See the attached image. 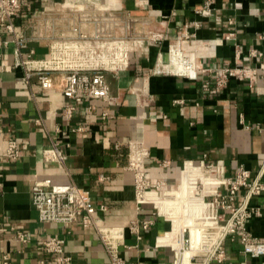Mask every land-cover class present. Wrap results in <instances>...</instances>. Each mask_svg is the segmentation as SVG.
I'll list each match as a JSON object with an SVG mask.
<instances>
[{
    "label": "crops",
    "instance_id": "1",
    "mask_svg": "<svg viewBox=\"0 0 264 264\" xmlns=\"http://www.w3.org/2000/svg\"><path fill=\"white\" fill-rule=\"evenodd\" d=\"M83 1L21 0L15 27L26 38L22 57L47 59L49 40L40 34H59L60 26L50 31L42 15L57 19L61 11ZM90 1L136 20L148 18L152 27L159 23L162 38L131 41L127 66L105 73L111 103L99 98L75 103L66 98L60 73L52 74L53 84L48 89L39 86L35 75L26 82L23 69L14 65V43L2 46L0 264H50L51 255L42 241L51 236L63 238L65 253L71 258L69 264H105L108 260L92 227L37 219L31 203L35 181L73 183L88 190L103 223L124 229L119 251L127 263L174 264L175 249L181 264H192V255H209L214 250L224 225H219L215 237L204 246L207 239L203 230L211 223H201L194 216L202 205L195 190L210 202L216 191L224 189L223 178L233 177L240 165L253 178L264 162V59L248 55L254 48L264 54V3ZM228 32L234 33L229 39L225 37ZM185 34L191 36L185 38ZM2 37L7 39L8 34L3 32ZM177 39L182 41L181 51L193 59L196 79L161 68L168 60V45ZM224 66L243 69L246 76L231 77L219 89L214 80ZM67 105L74 107L69 115L65 113ZM10 139L18 148L15 160L5 158ZM134 141L142 142L148 150L144 162L147 179L161 182V193L151 191L146 196L156 203L161 216L151 215V204L144 205L140 213L135 209L133 175L127 168L129 143ZM52 143L66 156L64 162L44 159L42 152ZM164 161L168 164L162 165ZM244 194L245 188H241L235 205L241 203ZM248 203L264 214V191L251 196ZM162 216L170 219L171 225ZM140 217H152L154 223L137 240L128 224ZM247 228L264 242V215L249 219ZM186 229L188 247L184 242ZM17 232L24 233L26 241L16 238ZM221 248L222 260L196 261L264 264V255L253 257L243 252L237 236L227 235Z\"/></svg>",
    "mask_w": 264,
    "mask_h": 264
},
{
    "label": "built area",
    "instance_id": "2",
    "mask_svg": "<svg viewBox=\"0 0 264 264\" xmlns=\"http://www.w3.org/2000/svg\"><path fill=\"white\" fill-rule=\"evenodd\" d=\"M264 3V0H261ZM209 6L206 2L205 9ZM21 0H0V57L1 48L9 42L14 43V65L23 69V80L28 82L31 76L35 75L39 86L43 89L52 87L53 73H60L62 79V92L68 99L79 103L82 101L99 98L111 103L109 93V83L105 73L108 71H118L128 64V36L127 33H117L113 28L120 23L131 21L132 17L122 19L120 11L102 7L96 2L84 0L78 6H74L67 11H61L57 19L44 17L45 27L50 31L58 26L62 27L59 34L41 35L49 40V57L47 59L33 60L22 57V49L26 47V38L23 37L15 27V18L19 13ZM72 15V16H71ZM71 16V17H70ZM75 16V19H74ZM232 21H229L231 24ZM195 25V24H194ZM197 26V24H196ZM64 28V29H63ZM8 34L7 39H3L2 33ZM193 35V34H192ZM234 33L228 32L226 38L229 39ZM191 34H185L189 38ZM149 39L159 40L162 34H152ZM262 38V36H259ZM182 46V41L177 39L168 45V61L161 66L167 72L185 76L189 79H196L197 69L193 59L181 56V61L186 67V72H174L175 63L170 59L173 49ZM194 49V47H193ZM183 50V49H182ZM251 58H263L264 54L258 49H250L248 52ZM106 57L109 65L105 63L93 64V58ZM168 67V68H165ZM204 71V70H203ZM246 76L242 69L224 66L218 69L214 84L217 88H223L228 79L235 77L242 79ZM65 113L70 114L73 105L65 106ZM127 168L132 172L134 182V202L138 213L146 204L152 205V216H161L153 200L146 198L151 191L159 192L161 182H151L147 179L144 162L148 156V150L140 141L129 143ZM45 160H57L64 162L66 156L61 152L56 143L42 152ZM18 157V148L15 140L7 142L5 158L15 160ZM2 157L0 155V161ZM164 161L162 165H167ZM207 167L212 168V164ZM264 162L260 171L251 178L249 170L240 165L233 177H225L222 180L224 189L216 191L210 202L202 198L199 189L195 190L196 199L201 206L195 210L194 216L201 223L206 224L203 232L206 234V242L219 231V225L225 224L226 231L221 237L214 250L209 255L194 254L190 257L192 264H202L204 260H222L224 250L221 248L222 240L227 236H237L242 245L243 252L258 257L264 255V242L254 237L247 228V221L252 217L263 216L262 210L249 206V199L253 195L261 194L264 191ZM1 176V173H0ZM1 185V183H0ZM241 188H245L243 200L235 205V198ZM161 193V192H159ZM31 203L37 213L40 222H57L69 225L74 222L83 227H92L101 241L108 260L105 264H129L120 255L119 248L123 245L124 229L118 226H106L102 219L97 216V209L93 206L88 190L73 183L51 184L47 181H35L31 187ZM101 210L104 206L100 207ZM187 214V213H186ZM191 215V214H190ZM167 219L165 216H162ZM170 222L171 220L167 219ZM154 223L152 217H140L133 219L128 224V230L141 238V232L148 229ZM185 246L190 244L189 231L184 230ZM16 238L26 241V235L22 232L16 233ZM42 246L51 255L50 264H69L71 258L65 253L64 240L58 236H51L42 241ZM174 264H181L180 256L174 249ZM203 258V261H196ZM206 264V263H205Z\"/></svg>",
    "mask_w": 264,
    "mask_h": 264
},
{
    "label": "rangeland",
    "instance_id": "3",
    "mask_svg": "<svg viewBox=\"0 0 264 264\" xmlns=\"http://www.w3.org/2000/svg\"><path fill=\"white\" fill-rule=\"evenodd\" d=\"M120 15H121L122 19L123 18L127 19V16H129L127 14L122 13L121 11H120ZM55 17H57V15ZM74 19H75V16H74ZM127 23H128V25H126L125 22L120 23L119 26H117V27H115L113 29L117 33H127L128 36L131 37V38H128V43H127L128 48H129L130 42L133 41V40L140 39L142 37H145V39L146 38L149 39V37H147V36H150L152 34H157V33L161 34V31L159 30L160 24L159 23H155V26L152 27L151 24H150V20L148 18L143 19V20H138V19L136 20V19L132 18L131 21H129ZM59 29L61 30L62 27H60ZM167 57H168V50H167ZM185 238H187L186 234H185Z\"/></svg>",
    "mask_w": 264,
    "mask_h": 264
},
{
    "label": "bare ground",
    "instance_id": "4",
    "mask_svg": "<svg viewBox=\"0 0 264 264\" xmlns=\"http://www.w3.org/2000/svg\"><path fill=\"white\" fill-rule=\"evenodd\" d=\"M182 55H183V52L181 51L180 47L173 49V52L170 54L171 61L173 63H175V67L173 68L174 72H186L187 71L186 67H184V64L181 61L179 62V60H180ZM91 61H92L93 64L105 63V65H109L108 64L109 63L108 59L106 57H104V56L103 57L101 56L100 58H93ZM165 68H168V67L165 66ZM226 228L227 227L224 224L223 225V230H222V232H221V234L219 236V239H221V237L224 235V232L226 231ZM219 239H218L217 243L219 242ZM217 243H216V245H217Z\"/></svg>",
    "mask_w": 264,
    "mask_h": 264
}]
</instances>
